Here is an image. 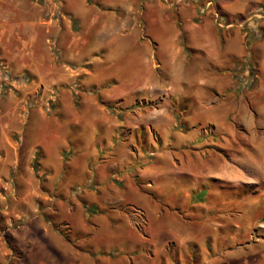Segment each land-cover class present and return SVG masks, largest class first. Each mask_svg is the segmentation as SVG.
Masks as SVG:
<instances>
[{
	"label": "crops",
	"instance_id": "0c3cea01",
	"mask_svg": "<svg viewBox=\"0 0 264 264\" xmlns=\"http://www.w3.org/2000/svg\"><path fill=\"white\" fill-rule=\"evenodd\" d=\"M204 1L0 0V179L44 193L79 241L35 218L23 242L39 264H172L167 252L184 264L178 246L212 235L199 237L184 202L199 176H229L228 161L200 153L211 138L193 158L174 139L196 130L227 145L264 128V0H215L226 27ZM141 129L149 138L136 146ZM181 176L177 207L166 194ZM171 240L174 251L161 242Z\"/></svg>",
	"mask_w": 264,
	"mask_h": 264
},
{
	"label": "rangeland",
	"instance_id": "374dc122",
	"mask_svg": "<svg viewBox=\"0 0 264 264\" xmlns=\"http://www.w3.org/2000/svg\"><path fill=\"white\" fill-rule=\"evenodd\" d=\"M249 67L251 69L250 65ZM254 129L253 131L245 129V134L241 133L243 137L237 138L239 142L231 139L227 145L218 142L221 138L199 134L196 130L186 133L181 139H174L173 148L180 151L182 155L191 154L193 158L196 156L195 148H202L206 139L211 138L217 143L206 145L200 153L207 158L206 153L210 148V151L221 153L220 157L226 159L229 164V176L214 175L212 177L211 174L208 177L199 176L198 186H201V189L184 202L188 209V216L192 210L197 212L198 217H194L193 221L195 220L194 227L198 230L199 237L201 232L202 236H205L207 232L212 234L206 237V242L198 239L196 242L189 243L188 246H178L179 258H183L184 264H264V128ZM161 131L163 136L169 137L164 128H161ZM169 131L174 132V128ZM94 132H96L94 129L85 130L87 139L92 138ZM148 138L145 131L141 129L134 137V145L145 146ZM170 140L167 139V143H171ZM209 161L215 165L218 162L215 159L212 160L210 156ZM33 163H26L25 168L21 170L27 179L29 167H33ZM201 164L203 163L199 162V167ZM1 170L0 165V172ZM187 183V178L181 176L176 186L167 190V202L174 203L177 207L183 206L179 201L181 195L179 189L186 187ZM47 186L44 179L41 191ZM29 188L30 185L23 184L22 180H16L12 175L3 176L2 180L0 179V238L4 241L6 248V264H39L36 262L39 258L27 255L28 243L23 242L26 236L35 234V218L39 216L45 222L52 221L53 226L63 233L67 241L79 247L77 239L71 240L73 239L72 229L64 221L63 223L57 221L62 216L61 209L49 208L52 204L46 203L43 197L45 194L39 193L37 197L29 192ZM37 201H41L43 205L33 209L32 204ZM196 204L199 205L198 208L193 209ZM137 213L138 217H141L142 212L137 211ZM202 214H205L204 219H208L209 222L201 219ZM161 242L166 244V249L169 251L177 248L175 240ZM109 245L116 247L119 253H122L121 247L124 245L116 246L117 242L103 243L101 247L107 249ZM149 246L148 241H139V249L147 251ZM85 247L91 246L87 244ZM166 254L171 255L169 258L172 264H175L178 258L172 253ZM179 262L181 263L180 260L178 264Z\"/></svg>",
	"mask_w": 264,
	"mask_h": 264
},
{
	"label": "built area",
	"instance_id": "2783aa9c",
	"mask_svg": "<svg viewBox=\"0 0 264 264\" xmlns=\"http://www.w3.org/2000/svg\"><path fill=\"white\" fill-rule=\"evenodd\" d=\"M164 1L169 3V0H164ZM201 10L202 12H205L207 10H212L216 18L217 24L221 27L228 26L227 21L225 20V18L222 16V14L218 10V3L215 0H205L203 4L201 5ZM261 16H262L261 12L257 10L251 13L249 16H247V22L244 21L242 25H246L247 27H249L252 25L253 19H255L256 17H261Z\"/></svg>",
	"mask_w": 264,
	"mask_h": 264
}]
</instances>
